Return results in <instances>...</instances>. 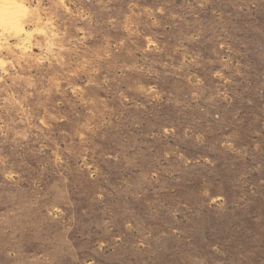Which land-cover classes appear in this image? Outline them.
<instances>
[{"label": "rangeland", "instance_id": "374dc122", "mask_svg": "<svg viewBox=\"0 0 264 264\" xmlns=\"http://www.w3.org/2000/svg\"><path fill=\"white\" fill-rule=\"evenodd\" d=\"M3 2L0 264H264V0Z\"/></svg>", "mask_w": 264, "mask_h": 264}, {"label": "bare ground", "instance_id": "6f19581e", "mask_svg": "<svg viewBox=\"0 0 264 264\" xmlns=\"http://www.w3.org/2000/svg\"><path fill=\"white\" fill-rule=\"evenodd\" d=\"M4 1V2H3ZM2 5L1 7L3 8L4 11H7L8 13L13 9L14 5L11 0H2ZM15 3V2H14Z\"/></svg>", "mask_w": 264, "mask_h": 264}]
</instances>
